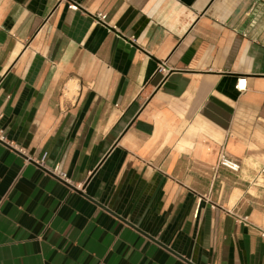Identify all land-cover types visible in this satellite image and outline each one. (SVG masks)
<instances>
[{
	"label": "crops",
	"instance_id": "0c3cea01",
	"mask_svg": "<svg viewBox=\"0 0 264 264\" xmlns=\"http://www.w3.org/2000/svg\"><path fill=\"white\" fill-rule=\"evenodd\" d=\"M0 135V264H264V0H0Z\"/></svg>",
	"mask_w": 264,
	"mask_h": 264
},
{
	"label": "built area",
	"instance_id": "2783aa9c",
	"mask_svg": "<svg viewBox=\"0 0 264 264\" xmlns=\"http://www.w3.org/2000/svg\"><path fill=\"white\" fill-rule=\"evenodd\" d=\"M72 8H75V5H71ZM96 18L99 20V21H102L104 19V15L102 13H98L96 15ZM246 33L247 31H243L242 32V36H246ZM157 71L160 72V73H165L166 72V67L164 65V63H159L158 67H157ZM237 87L239 88V83L237 84ZM0 141L2 143H7L5 141V139L0 135ZM7 145L9 146V144L7 143ZM20 152V151H19ZM45 159H46V153H43L39 158H27L26 161L27 162H33L35 163L38 167L40 168H43L45 169V171L47 173H49L50 175H52L53 177L65 182V183H68L69 184V181L65 175V173L59 171L58 167H53L51 169H47L44 165V162H45ZM216 166L217 167H223V168H226L232 172H237L239 171V163L229 157L226 156V154L224 153V151H221L219 153V156H218V159H217V162H216ZM264 236V235H263Z\"/></svg>",
	"mask_w": 264,
	"mask_h": 264
}]
</instances>
